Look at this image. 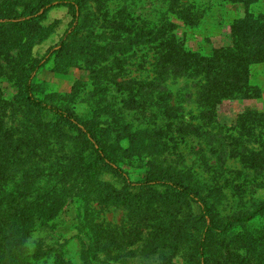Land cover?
I'll return each instance as SVG.
<instances>
[{
  "label": "rangeland",
  "instance_id": "rangeland-1",
  "mask_svg": "<svg viewBox=\"0 0 264 264\" xmlns=\"http://www.w3.org/2000/svg\"><path fill=\"white\" fill-rule=\"evenodd\" d=\"M39 1L42 0H1L0 10L17 11ZM127 1H132L128 10L136 19L132 23L143 30L147 24L158 22L164 12L160 0ZM181 1L195 5L202 18L192 28L174 20L178 25L176 36L187 51L204 56L230 45V26L246 13L238 2ZM123 4V0L109 1V13L122 9ZM89 5L95 17L86 15L81 26L85 33L86 27H96L95 48H82L87 46L89 37L82 43L84 31L78 27L68 35L72 18L65 7L50 9L44 19L30 26L0 25V153L8 145L12 151L11 139L23 125L21 79L29 74L32 63L44 62L32 73L33 95L49 106L72 110L102 129L130 182L148 176L181 181L184 187L191 182L190 192L198 191L205 197L211 212L222 221L237 211L251 212L264 203V62L250 68L251 84L257 88L251 96L215 104L197 77L167 69L159 72L153 52L143 42L120 68L114 65L112 72L119 69L116 81L121 86L109 90L94 83L88 62L91 54L104 61L118 54L117 46L105 53L106 43L114 42L116 23L104 17L98 19L105 10L98 11L93 0H89ZM251 8L255 14L264 15V0H258ZM119 14L118 19L125 17L122 12ZM51 151L53 169L39 177L37 172L26 173L25 168L19 167L17 173L21 177L9 183L10 189L20 193L31 189L36 193L54 184L48 181V175L61 172L56 163L66 161L60 159L65 155L58 152V146H52ZM99 174L108 194L125 186L124 180L110 169ZM167 191L163 193L165 198L160 199L164 201L153 204L151 194L143 193L140 207L130 210L101 206L93 200L96 193L79 196L74 187L72 191L64 188L51 201L60 208L49 221L53 234H46L39 227L30 243L33 247L38 240L61 242L62 237L69 241L62 253L77 264H82L80 250L92 245L93 255L86 258L85 264H191L188 254L204 227L195 219L204 204L198 197L179 200L171 190ZM158 196L152 194V198ZM34 198L35 195L27 196L24 201L31 205L38 201ZM204 219L207 225L208 218ZM242 242L246 243L245 250L231 251ZM216 246L217 252L208 255L209 264H264V215L232 233L218 234Z\"/></svg>",
  "mask_w": 264,
  "mask_h": 264
},
{
  "label": "trees",
  "instance_id": "trees-1",
  "mask_svg": "<svg viewBox=\"0 0 264 264\" xmlns=\"http://www.w3.org/2000/svg\"><path fill=\"white\" fill-rule=\"evenodd\" d=\"M109 1L111 0H93V3L98 6V11L105 10L98 19L104 17L116 23L114 42L106 43L105 53H111V48L117 46L118 54L105 61L91 54L93 57L89 59L88 69L96 85H104L109 90L121 86V83L116 81L119 69L116 73L112 72L114 65L120 68V64L124 61L126 63L139 45L147 44L146 47L153 52L154 66L159 72L161 69H167L190 78L197 77L201 87L208 89L215 104H220L228 98L249 97L257 89L251 84L250 68L264 62V15L255 14L251 8L258 0H224L242 4L246 13L243 18L232 22L230 45L214 50L209 56L187 51L176 36L178 25L174 20L189 28L199 24L202 15L195 5H185L181 0H160L164 12L158 22L146 23L148 27L143 30L139 28L140 26H136L135 22L132 23L136 20L128 11L132 1L123 0L122 9L111 13H109ZM57 7L67 8L72 18L68 35L78 27V30L84 31L80 39L82 43L86 41V36L89 37L87 46L82 45V48L97 47V43L93 41L95 32L98 34L96 27L91 25L89 28L86 27L88 31L85 33V28L81 26L86 15L95 17V14L91 13L93 8L89 5V0H42L17 11L0 10V25L30 26L40 22L50 9ZM120 12L125 17L118 19ZM100 34L102 32L99 33V37ZM63 49L62 46L57 52L58 57ZM43 65L44 62L32 63L28 69L29 74L21 79L22 100L25 103L22 113L23 125L16 130L15 137L11 139L12 151L11 146L8 145L6 151L0 153V264H77L62 253L65 244L69 243L62 237H59L61 242H52L50 239L46 243L47 239L38 240L33 247L30 243L39 227L42 232L53 234L49 221L55 217L60 208L51 201L58 198L64 188L72 191L74 187V190L79 192V196L96 193L93 200L97 204L130 210L140 207L138 205L141 204L143 193L151 194V204L155 201H164L160 199L165 198L163 193H167V190H171L179 200L191 201L192 197H198L204 207L195 220L196 223L202 222L204 227L196 245L188 254L191 264H200L203 260H205L204 264H209L208 255L218 250L217 246L215 247L218 234L232 233L235 228L264 215V203H261L251 212L237 211L222 221L217 219L215 212H211L213 210L205 197L200 196L198 191L190 192L193 190L191 182L184 187L181 181H165L162 177L148 175L142 181L130 182L125 171L119 166L118 154L110 149L102 129L91 125L88 120L79 117L72 110L49 106L33 95L35 84L32 73ZM138 109L139 107L134 110ZM52 146H58V152L65 155L60 159L66 161L60 163L61 165L56 163L62 169L61 172L54 171L53 175H48V181L55 183L49 188L38 189L36 193L31 189L21 193L10 189L9 183L21 177L17 173L19 167L21 170L25 168L26 173L37 172L39 177L45 176L47 170L53 169ZM47 158L48 163L45 161ZM106 169H110L125 182V186L115 194L106 193L104 185L99 180V172ZM156 187L164 189L158 190ZM152 194L159 196L152 198ZM34 195V199H38L36 203L31 205L25 203L24 199L27 196ZM85 203L87 204L88 201ZM146 205L149 206L147 203ZM205 217L208 218L207 225ZM245 246L246 243L242 242L238 248L231 251L235 253L240 249L245 250ZM91 248L83 247L80 250L82 264L83 260L85 264L86 258L93 255V245Z\"/></svg>",
  "mask_w": 264,
  "mask_h": 264
}]
</instances>
